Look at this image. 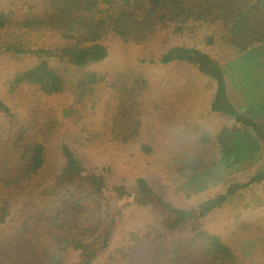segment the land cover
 Returning a JSON list of instances; mask_svg holds the SVG:
<instances>
[{
  "label": "trees",
  "instance_id": "obj_1",
  "mask_svg": "<svg viewBox=\"0 0 264 264\" xmlns=\"http://www.w3.org/2000/svg\"><path fill=\"white\" fill-rule=\"evenodd\" d=\"M41 3L39 13L26 15L16 30L13 25L18 22L10 23L9 15L0 12V34L11 33L8 45H0V64L14 58L21 61L26 55H31L29 61L36 63L6 78L7 92L11 94L18 86L28 84L44 96L63 92L61 71L54 68V63L59 61L63 64L62 72L77 73L71 84L75 86L76 103H79L98 91L100 74L84 73L81 69L107 59L106 38H116L125 45L140 44L159 29L180 31L183 23L196 18L210 19L225 29L222 41L229 57L223 64L195 48L184 46L167 49L159 59L163 65L175 62L189 66L199 81L208 80L205 92L210 98L205 97L202 102V107L208 110L201 119L220 115L239 126V130L226 129L215 135L197 123L196 111L191 112L189 107L184 112L173 111L169 128L186 116L182 133L191 129L175 142L174 150L165 160L176 175L174 181L180 182L178 190L197 195L221 183L227 185V189L196 209L182 210L164 203L145 179L137 178L131 187L134 202L162 216L166 229L203 218L242 189L264 183L261 163L264 161V0H41ZM46 24L54 27L64 39L60 48H40L33 52L25 39L24 44L21 43L19 31L34 38ZM140 82L135 77L122 76L114 95L107 101L104 123L109 131L104 135L110 136L112 141L136 144L143 114ZM185 83L184 79L180 88ZM229 88L241 97L239 106L228 98ZM6 102L0 100L4 113L9 111ZM72 110L73 107H63L61 119H71L76 114ZM162 121L161 117L160 124ZM45 127L48 132L42 138L45 145L24 142L29 127L12 124L0 130V190L13 186L19 189L23 185L25 190L29 188L20 193L27 196L30 192V185L45 165V153L52 144L48 136L57 129V123H46ZM95 136L97 133L82 129L73 145L91 142ZM72 146L61 144L63 165L59 173L53 176L49 186L41 188L38 203L30 202L19 210L24 218L15 229L0 236V264H64L71 252L76 258L72 264H95L98 255L108 248L123 206H110L103 175L99 170L89 172L73 153ZM140 149L145 155H153L154 145L143 142ZM10 167L13 169L7 172ZM245 171H252L248 182L232 183V176ZM28 196L34 200L32 194ZM9 216L7 208L0 206V226ZM240 225L246 235L258 226ZM128 235L134 243L131 247L134 253H130L127 262L122 253L124 246L118 247L121 256L116 260L109 256V260H113L110 264H243L242 253H251L254 258L251 264H264L258 261L264 256L258 252H264V242L253 241L248 236L237 249H232L218 238L205 234L206 242L202 243L200 252L197 246H182L176 253L164 252L162 247L142 241L136 234ZM126 247L129 248V244Z\"/></svg>",
  "mask_w": 264,
  "mask_h": 264
},
{
  "label": "rangeland",
  "instance_id": "obj_2",
  "mask_svg": "<svg viewBox=\"0 0 264 264\" xmlns=\"http://www.w3.org/2000/svg\"><path fill=\"white\" fill-rule=\"evenodd\" d=\"M31 1L0 0V12L9 15L12 19L10 23L18 22L13 25L15 30L20 27L19 22L26 19V15H34V12L39 13L42 9L41 0H35L34 3ZM181 26L180 31L159 29L147 36L140 44L125 45L116 38H106L104 43L108 46L109 53L107 59L97 65L84 66L81 69L84 73L94 71L100 74L102 78L97 84L98 91L96 89V93H90L79 103H76L75 86L71 84V79L77 73L62 72L63 64L59 61L54 63V68L61 71L63 92L47 96L30 84L18 86L14 94L7 92L9 89L8 85H5L7 77L36 64L29 61L31 55H26L21 61H16L14 58L13 61L6 60L0 64V100L7 101L9 107L7 113L0 109V130L12 124L29 127L24 142L45 145L42 141L48 133L45 124L57 123V129L50 130L51 134L48 136L52 144L48 145L45 153V165L30 185L27 196L21 193L29 186L26 190L23 185H20L19 189L13 186L0 190V206L6 207L10 215L7 222L0 226V236L15 229L24 218L19 210L30 202L38 203L41 188L49 186L53 176L59 173L63 165L61 144L72 146L82 134V129H86L87 132L97 133V136L91 142L82 141L78 145H73L72 151L89 172L99 170L103 175L110 206H123L121 217L112 231L108 248L103 254L98 255L95 264H110L113 260H109L108 257L113 256L115 260L119 258L121 255L117 248L123 246L122 253L125 254L124 259L127 261L130 253H134L131 250L134 243L128 235L131 233L136 234L142 241L157 244L164 252L172 250L176 253H179L178 249L182 246H197L200 252L203 249L202 243L206 242L205 234L218 238L232 249H237L242 239L250 237L252 233L249 239L253 241L260 239L264 242V183L251 184L207 216L188 220L174 229H166L163 226L162 216L134 202L131 187L137 178L145 179L164 203L182 210L196 209L202 202L224 193L227 189V185L221 183L197 195L184 190L179 191L180 182L174 181L176 175L165 161L174 150L175 142L178 143L182 135L191 130L182 133L183 121L188 119L186 116L169 128L170 119L174 116L173 111L181 109L184 112L189 107L191 112L196 111L194 116L197 118V123L215 135L226 129L239 130V126L225 121L220 115L201 119L208 110L202 107L204 98H210L205 92L209 87L208 80L199 81L189 66L175 62L163 65L159 62L161 55L167 49L184 46L195 48L223 64L229 57L225 43L222 41L225 37V29L219 23L206 18L192 19ZM8 34L11 35L8 32L0 34V45H8ZM18 35L21 43L25 39L26 45L33 52H37L40 48L55 50L64 43L61 34L49 24L41 26V30L34 34V38L26 32L23 35V30L19 31ZM122 76H132L141 81L140 108L143 114L140 116L141 126L140 133L135 139L136 144H122L104 135L109 131L104 123L106 122L105 106L108 99L114 95V90ZM184 79L186 83L180 88ZM228 98L235 103V106H239L241 97L232 88L228 89ZM65 106L73 107L72 111H76L71 119L63 120L60 117L61 109ZM161 117L163 121L160 124ZM143 142L154 145L153 155H145L140 149ZM261 163L264 165V161ZM12 169V167L7 168V172ZM251 173L252 171H245L237 174L236 177L232 176L237 181L234 178L230 179L232 183H246ZM30 194L34 196V200L29 198ZM241 223L258 226L254 227V232H248L246 235L243 229H240ZM128 244L130 249L126 247ZM68 256L64 264H72L73 260L76 262L74 252L69 253ZM240 258L243 264H251L254 260L251 253H242ZM258 261L264 263V256L258 258Z\"/></svg>",
  "mask_w": 264,
  "mask_h": 264
}]
</instances>
